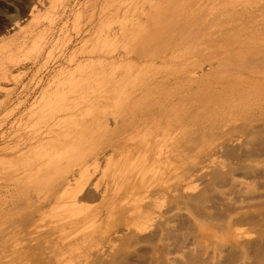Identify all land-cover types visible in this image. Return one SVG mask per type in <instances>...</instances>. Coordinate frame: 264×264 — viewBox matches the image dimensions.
Returning a JSON list of instances; mask_svg holds the SVG:
<instances>
[{"label":"rangeland","instance_id":"1","mask_svg":"<svg viewBox=\"0 0 264 264\" xmlns=\"http://www.w3.org/2000/svg\"><path fill=\"white\" fill-rule=\"evenodd\" d=\"M153 1L0 0V264H264V0Z\"/></svg>","mask_w":264,"mask_h":264},{"label":"bare ground","instance_id":"2","mask_svg":"<svg viewBox=\"0 0 264 264\" xmlns=\"http://www.w3.org/2000/svg\"><path fill=\"white\" fill-rule=\"evenodd\" d=\"M160 1L161 0H154L153 1V5H151L150 6V11L145 15V20H150V21H158V20H160L161 19V16H162V9L160 8ZM167 2H171L170 0L168 1V0H166ZM165 1V2H166ZM174 1V0H173ZM162 3H164V1L162 2ZM161 3V4H162ZM166 4V3H165ZM168 4V3H167ZM185 4V3H184ZM259 5H260V3H259ZM162 6V5H161ZM164 6H167V5H164ZM169 6V5H168ZM174 6V5H173ZM250 6V5H249ZM258 6H256V8H257ZM168 7H166V9H167ZM173 9V8H172ZM168 10V9H167ZM186 10V9H185ZM176 17V16H175ZM137 20H142L141 19V17L139 16L138 18H137ZM249 23V22H248ZM160 26H162V25H160ZM156 31H158V30H156ZM156 34L158 33V32H155ZM155 35V34H154ZM264 55V54H263ZM166 94V93H165ZM168 94V93H167ZM138 97V96H137ZM158 98V97H157ZM137 100V99H136ZM159 100V99H158ZM138 102V101H137ZM145 103V102H144ZM149 104V103H148ZM147 106V105H146ZM145 106V107H146ZM158 108V107H157ZM146 109V108H145ZM155 110H157V109H155ZM158 111V110H157ZM153 114V113H152ZM143 137H145V136H143ZM142 137V138H143ZM142 138H141V140H142ZM140 140V142H139V146H145L143 143H145V139L143 138V140L141 141ZM144 141V142H143ZM141 142H143V143H141ZM139 146H137V147H139ZM127 147V146H126ZM141 148V147H140ZM132 151V150H131ZM147 152V151H146ZM141 153V152H140ZM142 160V159H141ZM144 167V166H143ZM141 168H142V166H141ZM131 170V169H130ZM135 170V169H134ZM140 170V169H139ZM142 171H143V169H142ZM133 172H135V171H133ZM129 175H131V174H133L132 172H130L129 171ZM127 174V173H126ZM139 175V174H138ZM87 176H88V173H87ZM127 177H128V174H127ZM126 177V178H127ZM138 177V176H137ZM84 184H85V182H78V186H79V188L81 189V187H83L84 186ZM145 190V189H144ZM143 190V191H144ZM147 191V190H146ZM154 191V190H153ZM151 193V192H150ZM138 194H140V192L138 193ZM87 195V194H86ZM141 195V194H140ZM91 196V195H90ZM137 196V195H136ZM150 196V195H149ZM142 197V196H141Z\"/></svg>","mask_w":264,"mask_h":264}]
</instances>
